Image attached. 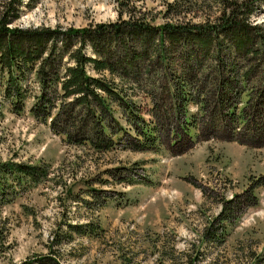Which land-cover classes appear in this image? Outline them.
<instances>
[{
    "label": "trees",
    "instance_id": "16d2710c",
    "mask_svg": "<svg viewBox=\"0 0 264 264\" xmlns=\"http://www.w3.org/2000/svg\"><path fill=\"white\" fill-rule=\"evenodd\" d=\"M254 1L220 0L221 13L204 21L154 23L134 13L62 28L11 24L25 1L7 0L0 13L1 95L17 113L32 99L33 116L69 143L98 151H158L167 142L180 153L212 137L263 142L264 81L256 71L264 67V25L250 20ZM191 4L195 0H177L171 11H190ZM47 174L38 164L2 162L0 203L10 201L17 185L39 183ZM262 184L264 175L247 193L225 201L204 231L209 243L226 240L246 206L259 203ZM202 254L195 250L190 264ZM244 260L264 264V252L249 248ZM34 261L60 264L52 254L20 264Z\"/></svg>",
    "mask_w": 264,
    "mask_h": 264
},
{
    "label": "rangeland",
    "instance_id": "374dc122",
    "mask_svg": "<svg viewBox=\"0 0 264 264\" xmlns=\"http://www.w3.org/2000/svg\"><path fill=\"white\" fill-rule=\"evenodd\" d=\"M24 1L15 26L83 27L134 13L154 23L204 21L222 7L220 0H195L190 11L177 14L170 6L177 0ZM253 3L250 20L264 25V0ZM263 68L256 71L259 83ZM32 101L17 113L0 92V164L48 169L39 183L17 185L10 201L0 203V264L49 254L60 264H190L197 249L204 252L197 264H241L249 248L264 252V184L256 188L259 203L246 206L223 243H209L204 235L225 201L244 195L264 175V140L212 137L180 153L167 142L158 151H98L55 133L31 114ZM131 177L137 180L128 182Z\"/></svg>",
    "mask_w": 264,
    "mask_h": 264
}]
</instances>
